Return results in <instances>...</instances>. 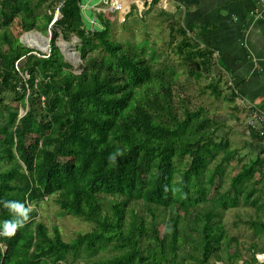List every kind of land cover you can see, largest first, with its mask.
I'll return each instance as SVG.
<instances>
[{
  "label": "trees",
  "instance_id": "1",
  "mask_svg": "<svg viewBox=\"0 0 264 264\" xmlns=\"http://www.w3.org/2000/svg\"><path fill=\"white\" fill-rule=\"evenodd\" d=\"M40 2L46 13H36ZM84 6L0 0V264H253L264 249V150L241 156L250 144H234L228 119L178 85L170 49L189 80L211 75L217 61L203 71L213 55L174 21L166 51L150 39L142 50L127 47L112 39L104 14L87 25ZM29 27L52 32L49 53L23 44ZM73 37L80 73L58 46ZM245 107L244 125L264 143L251 123L260 109ZM4 202L30 209L11 237L2 234L4 222L17 217ZM51 202L89 229L65 240L38 217ZM232 209L250 240L225 223Z\"/></svg>",
  "mask_w": 264,
  "mask_h": 264
},
{
  "label": "crops",
  "instance_id": "2",
  "mask_svg": "<svg viewBox=\"0 0 264 264\" xmlns=\"http://www.w3.org/2000/svg\"><path fill=\"white\" fill-rule=\"evenodd\" d=\"M128 0V5L138 7V14L152 17L159 14L170 22L178 21L181 27L191 31L189 35L200 48L213 55L207 57L203 71L209 70L214 61L213 73L200 78V93L208 91L214 98L224 97L228 119L235 127L238 140H244L241 156H257L264 150V143L254 141L246 125V107L256 106L264 112V18L255 19L257 11L264 10L260 0ZM99 11H105L99 9ZM165 11V14H161ZM169 15H172L170 17ZM176 20V21H175ZM180 27V26H177ZM204 53V52H201ZM216 63V62H215ZM222 71V76H217ZM223 82L222 84H220ZM212 88H204L211 85ZM217 89V92H214ZM245 124V125H244ZM244 144L238 145L243 147Z\"/></svg>",
  "mask_w": 264,
  "mask_h": 264
},
{
  "label": "rangeland",
  "instance_id": "3",
  "mask_svg": "<svg viewBox=\"0 0 264 264\" xmlns=\"http://www.w3.org/2000/svg\"><path fill=\"white\" fill-rule=\"evenodd\" d=\"M114 0H85V6L83 9V16L85 18V23L89 25L90 20L92 21L95 19L98 13H102L111 9V5ZM119 11L113 13L114 19L112 22V39L114 41H120L126 44L127 47L135 46L138 49H143V45L145 44L146 39H150L153 43L157 45L156 50L159 51H166L167 46L166 43L172 40L170 35V30L167 28V24L170 22L169 18H165L159 14H154L152 17L149 16V13L144 15L138 14V6L135 5H127L122 4L119 5ZM36 13L43 14L46 13L47 7L45 6V2H40V4H35ZM99 9H104L105 11H99ZM98 12V13H95ZM105 15V14H104ZM128 15L126 27L123 25L124 17ZM106 16V15H105ZM95 20H93L94 23ZM176 21V20H175ZM179 24L178 21H176ZM21 27H16L15 33L19 32ZM167 28V32H164L163 29ZM24 29V30H23ZM21 41H25L27 35V28H23ZM30 29L35 30L34 28L30 27ZM37 32V30H35ZM33 31V34L38 37V34ZM46 37H52V32L49 31ZM180 39V36L177 38V41ZM176 41V43H177ZM64 45L65 49L70 50V54L67 55V62L73 65L75 71L80 73L82 61H81V54L78 51L79 47V40L76 37H73L69 42H66L63 38L58 41V46ZM153 46V44H151ZM63 47V46H62ZM158 48V49H157ZM64 49V48H63ZM61 53L62 49L60 48ZM170 58L172 63L175 65L176 72L179 74L178 85L182 87L187 94L191 95L192 99L195 103L201 104L204 107L210 109L212 114L217 115H228V106H226V99L224 97L214 98L208 91L201 94L199 87L201 81L198 82L195 78L187 79L186 74L183 72L184 67L179 64L183 61L182 57H178V55L174 54V47L170 49ZM74 55V56H72ZM65 57V56H64ZM9 101V100H8ZM26 114V110L22 109V115ZM224 118V117H223ZM223 120V119H221ZM239 134L237 132L234 133L233 142L234 144L241 145L238 143ZM222 155H219L218 159H221ZM232 170L230 167L227 168L225 171V179H224V189L230 190V183L232 178ZM239 211L243 212L244 209L240 207ZM238 214L235 212L234 209L228 211L224 216V221L227 226L230 228V231L239 236L241 239L250 240L251 231L248 227L244 225H240L239 227L235 226V219H237ZM38 217L41 218L47 225H57L60 227L61 234L63 238L67 241L74 239L78 233L82 231H87L89 229V225L82 221L78 220L68 214H63V212L55 205L53 202L47 203L43 205V207L38 210ZM249 236V237H248ZM248 237V238H247ZM261 249L260 251H263ZM251 262L253 264H264L261 263L260 257L256 254L251 257Z\"/></svg>",
  "mask_w": 264,
  "mask_h": 264
},
{
  "label": "clouds",
  "instance_id": "4",
  "mask_svg": "<svg viewBox=\"0 0 264 264\" xmlns=\"http://www.w3.org/2000/svg\"><path fill=\"white\" fill-rule=\"evenodd\" d=\"M112 159H114V157ZM4 206L17 217L14 221L4 222V231L2 234L11 237L15 235L16 229L22 227L23 223L28 220L30 209L18 202H4Z\"/></svg>",
  "mask_w": 264,
  "mask_h": 264
},
{
  "label": "built area",
  "instance_id": "5",
  "mask_svg": "<svg viewBox=\"0 0 264 264\" xmlns=\"http://www.w3.org/2000/svg\"><path fill=\"white\" fill-rule=\"evenodd\" d=\"M262 2H264V0H260ZM122 4H126V6L128 5V0H114L112 5H111V9L109 11V9L105 12H103L105 15H106V18L109 20V21H112L114 19L113 17V13L114 12H117L119 11V5H122ZM254 18L257 20V19H260V18H264V10H261V11H257V13L255 14ZM251 107H253V105H251ZM256 122V124H255ZM252 124H255L256 126L260 125L261 126V132H260V136L261 137H264V112L259 110V112L257 113L255 119L251 122ZM263 252V251H261ZM261 263H264L262 260H261Z\"/></svg>",
  "mask_w": 264,
  "mask_h": 264
},
{
  "label": "bare ground",
  "instance_id": "6",
  "mask_svg": "<svg viewBox=\"0 0 264 264\" xmlns=\"http://www.w3.org/2000/svg\"><path fill=\"white\" fill-rule=\"evenodd\" d=\"M33 31H35V30H32V29H29V28H27V37H26V42L27 43H29V44H31L32 46H34V47H43L44 49H45V47H44V44H45V42H43V41H41L40 39H39V37H37L36 35H34L33 34ZM36 32V31H35ZM37 33V32H36ZM38 34V33H37ZM63 46V48H64V50H65V52H66V54L67 55H69L71 52H70V50L69 49H65V46L64 45H62ZM72 56H74V55H72ZM257 255L260 257V259L264 262V250H263V252H261L260 250L257 252Z\"/></svg>",
  "mask_w": 264,
  "mask_h": 264
},
{
  "label": "water",
  "instance_id": "7",
  "mask_svg": "<svg viewBox=\"0 0 264 264\" xmlns=\"http://www.w3.org/2000/svg\"><path fill=\"white\" fill-rule=\"evenodd\" d=\"M94 20L96 21V17H95ZM95 21H94V23H95ZM29 29H30V27H29ZM37 33H38L39 39L41 41L45 42V44H44L45 49L43 47H34L31 44L27 43L26 40L22 41L23 44L26 45L30 49H35L36 51H40V52H42L44 54L49 53L50 52L51 37L48 38V37H46L44 34H42L39 31H37ZM60 48L62 49V52H63L62 54L65 56V59H67V54H66L65 50L63 49L62 46H60Z\"/></svg>",
  "mask_w": 264,
  "mask_h": 264
}]
</instances>
